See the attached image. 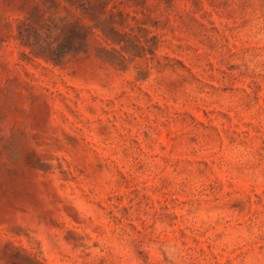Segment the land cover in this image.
<instances>
[{
  "label": "rangeland",
  "instance_id": "obj_1",
  "mask_svg": "<svg viewBox=\"0 0 264 264\" xmlns=\"http://www.w3.org/2000/svg\"><path fill=\"white\" fill-rule=\"evenodd\" d=\"M0 264H264V0H0Z\"/></svg>",
  "mask_w": 264,
  "mask_h": 264
}]
</instances>
